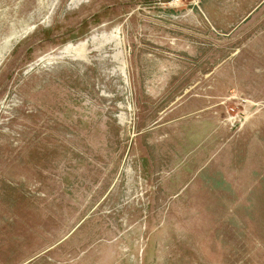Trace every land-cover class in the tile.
<instances>
[{
    "label": "rangeland",
    "instance_id": "1",
    "mask_svg": "<svg viewBox=\"0 0 264 264\" xmlns=\"http://www.w3.org/2000/svg\"><path fill=\"white\" fill-rule=\"evenodd\" d=\"M0 264H264V0H0Z\"/></svg>",
    "mask_w": 264,
    "mask_h": 264
},
{
    "label": "crops",
    "instance_id": "2",
    "mask_svg": "<svg viewBox=\"0 0 264 264\" xmlns=\"http://www.w3.org/2000/svg\"><path fill=\"white\" fill-rule=\"evenodd\" d=\"M251 155H253V154H250V156H251ZM253 156H254V155H253ZM253 156H252V157H253ZM252 160H253V159H252Z\"/></svg>",
    "mask_w": 264,
    "mask_h": 264
}]
</instances>
